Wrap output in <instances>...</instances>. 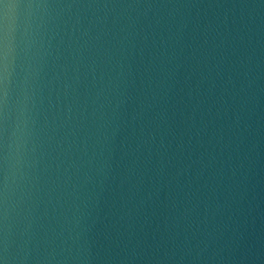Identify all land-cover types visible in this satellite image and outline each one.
<instances>
[{
  "label": "water",
  "instance_id": "water-1",
  "mask_svg": "<svg viewBox=\"0 0 264 264\" xmlns=\"http://www.w3.org/2000/svg\"><path fill=\"white\" fill-rule=\"evenodd\" d=\"M0 264H264V0H0Z\"/></svg>",
  "mask_w": 264,
  "mask_h": 264
}]
</instances>
